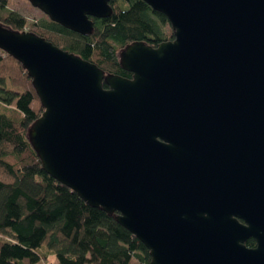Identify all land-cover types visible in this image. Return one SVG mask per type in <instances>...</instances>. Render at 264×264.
<instances>
[{
	"label": "water",
	"instance_id": "1",
	"mask_svg": "<svg viewBox=\"0 0 264 264\" xmlns=\"http://www.w3.org/2000/svg\"><path fill=\"white\" fill-rule=\"evenodd\" d=\"M141 1L173 40L127 45L132 80L0 25V51L43 108L26 137L45 173L114 215L149 264H264V0ZM28 2L81 36L112 15L109 0Z\"/></svg>",
	"mask_w": 264,
	"mask_h": 264
},
{
	"label": "trees",
	"instance_id": "2",
	"mask_svg": "<svg viewBox=\"0 0 264 264\" xmlns=\"http://www.w3.org/2000/svg\"><path fill=\"white\" fill-rule=\"evenodd\" d=\"M8 1L0 0L2 27L44 38L106 75L129 78L119 65V54L127 45L143 42L152 48L173 40L165 16L141 0H109L112 15L90 18L93 30L87 36L45 18L27 25L26 18L8 9ZM0 105V264L46 260L36 252L42 247L55 254L54 264H149V251L114 215L89 207L45 173L26 137L43 108L27 72L3 51ZM253 245L252 239L247 240L246 246Z\"/></svg>",
	"mask_w": 264,
	"mask_h": 264
},
{
	"label": "rangeland",
	"instance_id": "3",
	"mask_svg": "<svg viewBox=\"0 0 264 264\" xmlns=\"http://www.w3.org/2000/svg\"><path fill=\"white\" fill-rule=\"evenodd\" d=\"M8 9L11 11H14L15 13L19 14L20 16L22 15L24 18L27 20V25L32 24L34 21H38L40 19H48L47 17L44 16V14L41 15V12L31 6L28 2V0H9ZM6 90H12L9 83L5 82ZM0 110H1V105H0ZM38 255H44L46 256V260L42 259L36 264H54L56 262V257L55 254L52 252L48 251L46 248L42 247L41 249H38L37 251Z\"/></svg>",
	"mask_w": 264,
	"mask_h": 264
},
{
	"label": "flooded vegetation",
	"instance_id": "4",
	"mask_svg": "<svg viewBox=\"0 0 264 264\" xmlns=\"http://www.w3.org/2000/svg\"><path fill=\"white\" fill-rule=\"evenodd\" d=\"M128 73V72H127ZM129 74V78H126V79H128V80H132V76H131V74L130 73H128ZM124 78V77H123Z\"/></svg>",
	"mask_w": 264,
	"mask_h": 264
}]
</instances>
